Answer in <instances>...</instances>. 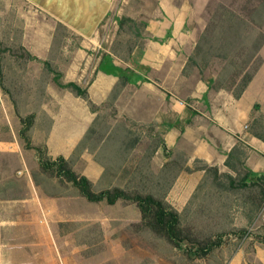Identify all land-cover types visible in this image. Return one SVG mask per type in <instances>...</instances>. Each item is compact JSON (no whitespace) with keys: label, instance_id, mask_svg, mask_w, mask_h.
<instances>
[{"label":"rangeland","instance_id":"374dc122","mask_svg":"<svg viewBox=\"0 0 264 264\" xmlns=\"http://www.w3.org/2000/svg\"><path fill=\"white\" fill-rule=\"evenodd\" d=\"M11 2L0 0V44L4 51L0 84L2 82L4 92H8L22 117L33 115L35 124L38 115L29 113L38 112L45 88L54 74L44 66H29L31 60L21 49L23 20L19 16L29 10L22 4ZM171 4L177 9L175 17L183 35L201 28L205 21L208 26L212 15L221 6L246 20L258 15L264 25V0H209L201 14L195 12L194 0H172ZM122 6V18L132 21H126L122 28L118 22L120 17L117 22L105 23L101 40L103 48L132 63L134 50L143 53L146 43L154 41L153 38L158 39L156 42L164 39L154 36L150 27L154 25L152 21L163 19L165 15L156 0H128ZM129 14L133 17L127 16ZM169 36L170 31L165 38ZM201 36L193 50H176L186 65L183 77L187 81L182 84L181 96L190 91L189 79L195 81L194 76L202 79L215 77L217 87L236 92L241 84V68L227 75L223 60L201 55L198 52ZM183 37L179 38L180 45ZM67 40L76 47L81 44L80 37L61 29L56 43L62 45ZM162 52L164 56L168 54L166 49ZM98 111L97 121L75 160L84 149L97 151L101 160L109 162L107 176L110 181L117 182L120 189L131 196L152 195L161 199L175 171L185 169L186 155L175 153L168 167L165 165L153 173L150 154L154 145L160 142L159 133L152 127L116 121L111 103ZM40 121L45 122V118ZM6 126L0 125V139L12 136L24 149L32 150L27 149L20 135L22 123L16 139L12 122ZM255 127L254 133L263 134L264 119ZM29 139L32 145V129ZM17 145L15 143L16 148ZM101 146L100 154L98 148ZM35 150L37 156H31V171L22 175L18 172L0 174V264H264V179L252 182L249 178L245 187L241 185L247 174L242 163L244 149L236 151L228 161V167L235 171L228 169L218 173L216 169H207L202 162L195 161L189 170L206 169L185 204L177 194L178 188L169 197L168 191L162 197L181 214L182 225L190 228L198 243H204L208 237L214 240L215 236L223 240L221 247L201 258L194 255L198 245L184 243L180 248H174L164 237L134 227L139 223L133 221L125 210L130 202L123 201L116 208L108 207L106 203L90 204L70 182L55 177L51 170H43L41 160L51 157L44 147ZM9 162L3 161L0 169L3 170ZM71 164L73 169L75 161L71 160ZM105 186L102 183L93 191L102 193Z\"/></svg>","mask_w":264,"mask_h":264},{"label":"crops","instance_id":"0c3cea01","mask_svg":"<svg viewBox=\"0 0 264 264\" xmlns=\"http://www.w3.org/2000/svg\"><path fill=\"white\" fill-rule=\"evenodd\" d=\"M8 1L22 4L29 10L19 15L23 20L21 49L27 56L38 60H31L29 66L43 67L44 62L48 61L62 74L60 83H76L87 90L89 100L96 110L92 111L87 101L60 87L52 79L45 88L38 112L29 113L38 115L32 128L33 149H24L12 136L1 138L0 166L3 161H10L11 164L9 162L3 170L0 169V174L18 172L22 175L31 171L32 154L37 156L35 149L44 147L53 159L64 157L75 161L73 170L87 177L95 190L102 183L106 185L103 192L119 188L117 182L110 181L107 176L109 162L101 160L97 151L84 149L75 160L77 149L85 142L97 121L98 109L111 103L116 121L124 120L140 127H152L159 133L160 142L155 145L156 150L150 157L153 173L167 166L171 157L179 152L186 155L185 168H192L195 161H200L207 168L223 173L229 169L228 154L244 149L243 166L255 175L264 176V133H254L255 125L264 119V44L258 52L261 64L238 99L234 98L231 91L217 87L215 77L202 79L198 76L193 77L195 81L189 79L192 84L190 91L182 97V84L187 81L183 77L186 65L176 50H193L207 21L201 28L187 35L181 34L182 27L175 17L177 9L175 5H170L172 0H156L165 18L158 19L157 23L152 21L154 25L150 27L154 36L165 38L168 31L170 36L163 43H146L147 48L143 53L134 50L132 63L119 59L103 48L101 40L105 23L117 22V18L122 17L123 2L128 0ZM208 2L194 0L195 12L203 13ZM127 16L133 17L131 14ZM61 29L67 34L80 37L81 44L76 47L69 40L62 45L57 44V35H60ZM181 36H184V41L180 45L178 42ZM164 49L168 50L166 56L162 52ZM104 53L111 54L116 66L128 67L147 78L148 82H128L99 70ZM4 91L0 86V125L7 127L12 122L16 139L21 130L22 115L8 92ZM41 118H45V122L42 123ZM15 143L18 144L17 148ZM102 147L98 148L100 154ZM175 173L160 198L167 191L169 197L178 188L177 194L185 204L203 178L204 171L186 172L178 169ZM122 202L120 200L108 207L116 208ZM133 205L125 208L126 213L132 216L133 221L140 223V211ZM1 208H4L3 203Z\"/></svg>","mask_w":264,"mask_h":264},{"label":"trees","instance_id":"16d2710c","mask_svg":"<svg viewBox=\"0 0 264 264\" xmlns=\"http://www.w3.org/2000/svg\"><path fill=\"white\" fill-rule=\"evenodd\" d=\"M261 20L262 17L258 15H254L248 20L243 19L228 10L225 6H221L220 9L212 15L199 41L198 52L206 58L218 57L223 60L225 62L223 69L224 72L228 71L227 75L241 68V84L236 92H232L236 99L244 92L261 64V59L258 56V52L264 44V32L262 30L264 29V25ZM126 21L132 20L126 17L118 19L120 28L123 27ZM152 40L158 41V39L155 38ZM164 41L165 38L159 40L160 43ZM1 46L0 44L2 62L4 51ZM113 54L116 55L115 52H113ZM28 58L29 60H37L30 55H28ZM240 65L241 67H239ZM44 67L50 73L54 74L53 80L55 83L87 101L92 111L96 110L95 106L89 100L87 90L81 88L76 83H60L62 74L54 69L48 61L44 62ZM98 69L105 73L119 76L128 82L136 83L137 80L148 82V79L141 76L138 72L128 67L122 68L116 66L109 53H104ZM1 74L2 66H0V75ZM0 86L4 90L2 82ZM20 120L23 125L20 135L25 140L27 149H33L29 134L34 125V116L31 115L27 118L20 116ZM82 146L83 144L77 149V153L80 152ZM155 150L156 146L154 145L150 157ZM232 155L233 153L231 152L228 154V160ZM41 168L43 170H51L55 177L70 182L75 188L79 189L82 198L86 199L90 204L106 203L108 206H113L120 200L134 204L141 214V222L134 225V227L141 230L145 229L158 236L164 237L174 248H180L184 243L193 246L198 245V248L194 249V255L201 258L211 254L216 248L221 247L223 244V240L219 236H215L214 240L208 237L205 239L204 243H198V239L193 237V232L190 228L182 225L181 214L172 209L162 198L157 199L152 195L140 196L138 194L131 196L120 188H113L99 194L95 193L93 191V184L89 179L85 176L76 174L72 169L71 160H66L64 157H58L55 160L52 158L41 160ZM206 168L195 169V171H205ZM228 168L235 171L231 167ZM184 170L186 172L193 171L188 168ZM249 178H252L251 181L253 182L258 179H264V176L255 175L247 170V174L241 180V185L245 187ZM262 243H264V240Z\"/></svg>","mask_w":264,"mask_h":264}]
</instances>
